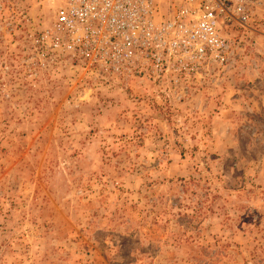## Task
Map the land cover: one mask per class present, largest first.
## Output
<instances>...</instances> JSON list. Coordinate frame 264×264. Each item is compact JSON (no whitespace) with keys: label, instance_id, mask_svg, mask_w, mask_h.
Returning a JSON list of instances; mask_svg holds the SVG:
<instances>
[{"label":"rangeland","instance_id":"rangeland-1","mask_svg":"<svg viewBox=\"0 0 264 264\" xmlns=\"http://www.w3.org/2000/svg\"><path fill=\"white\" fill-rule=\"evenodd\" d=\"M53 6L0 0V264H264V4L189 78L70 60Z\"/></svg>","mask_w":264,"mask_h":264},{"label":"built area","instance_id":"built-area-1","mask_svg":"<svg viewBox=\"0 0 264 264\" xmlns=\"http://www.w3.org/2000/svg\"><path fill=\"white\" fill-rule=\"evenodd\" d=\"M40 40L110 75L189 78L231 57L225 26L245 28L264 0H50Z\"/></svg>","mask_w":264,"mask_h":264}]
</instances>
